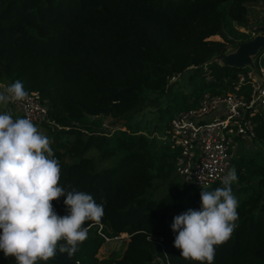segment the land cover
<instances>
[{"label":"trees","instance_id":"obj_1","mask_svg":"<svg viewBox=\"0 0 264 264\" xmlns=\"http://www.w3.org/2000/svg\"><path fill=\"white\" fill-rule=\"evenodd\" d=\"M259 5L264 0H0V82L19 80L28 93L39 92L62 126L46 128L60 163V186L104 206L99 224L85 223L88 238L75 252V264H157L159 258L202 264L181 256L171 226L175 216L200 210L203 189L177 176L178 148L131 119L150 93L170 91L171 80L185 73L191 92H174L160 109L166 130L205 93L233 91L248 67L217 57L229 45L251 40L236 25H248ZM256 57L264 62V47ZM102 118L114 121V131L101 127ZM255 122L254 139L263 150L234 158L237 227L215 246L213 264H264V115ZM217 187L222 184L207 190ZM65 199L51 202L58 215L68 212ZM101 225L109 236L130 234L121 255L98 257L106 243ZM0 264L17 262L0 250Z\"/></svg>","mask_w":264,"mask_h":264},{"label":"clouds","instance_id":"obj_2","mask_svg":"<svg viewBox=\"0 0 264 264\" xmlns=\"http://www.w3.org/2000/svg\"><path fill=\"white\" fill-rule=\"evenodd\" d=\"M28 96L17 80L0 92V105L7 108ZM50 143L31 119L0 113V250L17 264L47 262L57 250L71 256L88 238L85 223L99 224L105 214L92 195L60 186V163ZM237 181L233 168L221 179L222 187L209 191L201 185L200 210L174 217V246L184 259L213 264L215 246L231 238L238 220L239 202L232 189ZM61 196H66L65 215H58L51 203Z\"/></svg>","mask_w":264,"mask_h":264},{"label":"built area","instance_id":"obj_3","mask_svg":"<svg viewBox=\"0 0 264 264\" xmlns=\"http://www.w3.org/2000/svg\"><path fill=\"white\" fill-rule=\"evenodd\" d=\"M256 62L257 66L252 67L241 64L248 69L239 75L233 91L205 93L196 106L176 114L165 135L160 137L165 144L179 149L176 174L183 182L196 188H202L201 185L210 188L221 183L230 170H236L235 139L253 140L255 118L264 115V62L262 58ZM0 85L4 90L11 84L0 82ZM9 105L37 127L62 128L51 118L48 105L37 91L29 93L27 100ZM99 234L106 243L130 238L128 233L109 236L103 232L102 225Z\"/></svg>","mask_w":264,"mask_h":264},{"label":"rangeland","instance_id":"obj_4","mask_svg":"<svg viewBox=\"0 0 264 264\" xmlns=\"http://www.w3.org/2000/svg\"><path fill=\"white\" fill-rule=\"evenodd\" d=\"M237 28L250 36L251 40H255L260 36H264V5H259L255 7L250 15V21L248 25H236ZM247 43L239 42L237 44H231L228 46L225 54L223 56L217 57L219 62H229L235 63L239 62V60L244 57L245 50L244 46ZM257 49L249 50V54L247 57H244V61L242 64H248L251 67L257 66ZM189 73H185L183 76H177L171 80V90L167 91L163 94L161 93H150L148 96V100L144 107L134 115L131 119V124L134 127H140V129L147 131L152 136L162 140L160 137L164 136L166 133V128L164 126L163 120H160V109L161 107H165L167 105L168 100L173 99L176 91L181 90L183 93L188 94L191 92L193 83L188 78ZM3 91L2 86L0 85V92ZM4 111H10L13 118H19L18 112L11 106L7 105L5 108L3 105H0V113ZM171 116V113H168L166 119ZM101 127L104 129H108L114 131L113 125L114 121L110 118H102L100 120ZM124 123L121 121L120 124ZM119 124V126H120ZM155 124H160L159 129L155 132L154 127ZM118 126V125H117ZM43 135L49 137V133L46 129L40 128ZM236 149H235V158H239L240 156H256L257 152H261L263 150V144L255 139L249 140L246 142L245 140L236 138ZM130 238H126L124 241H114L109 243H104V245L100 248L98 257L100 259H105L110 256L112 252L114 254L121 255L129 241ZM116 252V253H115ZM157 264H164L162 260L157 259Z\"/></svg>","mask_w":264,"mask_h":264},{"label":"water","instance_id":"obj_5","mask_svg":"<svg viewBox=\"0 0 264 264\" xmlns=\"http://www.w3.org/2000/svg\"><path fill=\"white\" fill-rule=\"evenodd\" d=\"M262 47H264V36H260L259 38L255 39V40L249 41L244 46V50H245L244 57L248 56L249 50L256 51L257 49H260ZM244 57H242L239 60V62H235L234 64L241 65L242 62L244 61ZM75 252L71 256H69L68 253H61V252H59V250H57V254L53 258H50L49 261H56V262H58L60 264H75L73 262V256H74Z\"/></svg>","mask_w":264,"mask_h":264}]
</instances>
